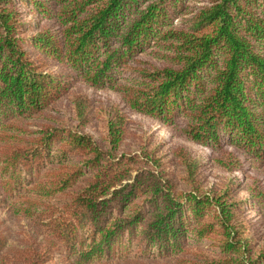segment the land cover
Listing matches in <instances>:
<instances>
[{
    "label": "trees",
    "instance_id": "obj_1",
    "mask_svg": "<svg viewBox=\"0 0 264 264\" xmlns=\"http://www.w3.org/2000/svg\"><path fill=\"white\" fill-rule=\"evenodd\" d=\"M78 84L117 92L227 173L242 162L225 145L264 169V0H0V264H264L235 177L207 187L202 157L131 133ZM62 99L74 127L45 115Z\"/></svg>",
    "mask_w": 264,
    "mask_h": 264
},
{
    "label": "rangeland",
    "instance_id": "obj_2",
    "mask_svg": "<svg viewBox=\"0 0 264 264\" xmlns=\"http://www.w3.org/2000/svg\"><path fill=\"white\" fill-rule=\"evenodd\" d=\"M137 58L142 61H147L150 65L159 66L154 55L150 53L145 52ZM73 90L88 96L94 106L98 104L106 105L112 102L121 106L130 118L131 123L128 127L131 133L150 136L154 143H159L162 146L163 151L170 153L169 149L181 146L191 151L194 155L202 157L206 163L202 168V176L207 187L217 185V183L221 181H226L227 179L231 180L235 177L239 184L237 196L240 199H244L246 203L249 201V206L246 209V216L250 233L259 244H264V206L258 201L250 202V200L253 199L252 196L256 194V192L253 191V187H256L257 190H264V169L258 165V162L251 155L233 146H223L224 150L234 153L242 162L240 171L227 173L212 165V150L204 146L192 144L181 136L173 127L169 128L152 117L131 111L125 105L121 95L117 92L108 89L97 90L85 84H78ZM45 115L55 118L56 122L63 121L66 126L70 128L74 127L76 124L71 115L70 103L67 99H62L54 110L47 111ZM30 127L32 128L33 126ZM83 131L91 134L94 139H100L95 123L86 126ZM170 158H172V156ZM1 217L6 218L4 211L1 213ZM7 221L12 235L10 243L17 246L18 243L15 244V238L17 237H15L14 233L20 231L19 227L21 224H18L13 219H7ZM211 244V241H207L203 242L200 246L208 247ZM165 262L167 261H142L141 259L135 258L133 255L126 257L122 254L112 261V263L115 264H161Z\"/></svg>",
    "mask_w": 264,
    "mask_h": 264
}]
</instances>
